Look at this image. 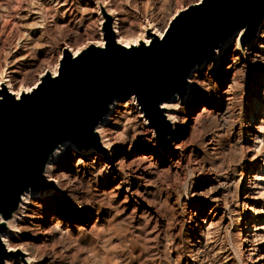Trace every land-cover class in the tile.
Segmentation results:
<instances>
[{"label":"rangeland","instance_id":"374dc122","mask_svg":"<svg viewBox=\"0 0 264 264\" xmlns=\"http://www.w3.org/2000/svg\"><path fill=\"white\" fill-rule=\"evenodd\" d=\"M100 3L112 9L119 39H133L147 23L163 35L180 11L201 0H0V79L14 90L32 88L38 75L58 69L63 47L104 43ZM259 29L249 47L239 43L242 32L231 39L215 65L192 74L187 97L171 102L180 150L168 156L169 136L162 144L153 128L144 132L146 118L133 97L114 102L101 130L112 142L116 170L105 168L103 152L93 150L90 161L67 150L52 167L58 190L32 200L11 243L26 246L33 264H250L264 256L262 237L247 258L242 230L251 208L252 231L264 234ZM14 257L4 249L2 262L22 264Z\"/></svg>","mask_w":264,"mask_h":264},{"label":"water","instance_id":"95a60500","mask_svg":"<svg viewBox=\"0 0 264 264\" xmlns=\"http://www.w3.org/2000/svg\"><path fill=\"white\" fill-rule=\"evenodd\" d=\"M264 19V0H201L180 11L161 38L124 47L111 19L102 25L104 45L76 55L65 49L55 76L45 72L30 92L0 96L1 235L26 191H44L47 163L64 143L104 152L97 126L112 103L133 97L160 143L173 135L161 104L186 94L195 66L212 61L219 46L242 30L243 47Z\"/></svg>","mask_w":264,"mask_h":264},{"label":"bare ground","instance_id":"6f19581e","mask_svg":"<svg viewBox=\"0 0 264 264\" xmlns=\"http://www.w3.org/2000/svg\"><path fill=\"white\" fill-rule=\"evenodd\" d=\"M196 4H198V3H196ZM99 15L101 16V21L103 20V23H105V21L107 20V18L110 17V19H111V28H112L113 32L115 33V36H117L118 35V31L116 30V24H117L116 21H117V19H116L115 15H114L112 9L108 8L105 3H100L99 4ZM262 29H263V31L261 32V34H258L257 35V39L262 40L264 42V21H263V24L261 25V27H260L259 30H262ZM159 30L155 26L147 23V24H145L142 27L140 33L138 34V36H136V38H133V39H123L122 38L123 39L122 40V39H119V37L117 36V43L123 45L124 47H129L131 45H138L140 42H142L144 44H148V43H150L152 41V38L153 37H158V38H161L162 37V31L161 30L159 31ZM241 32H242V30H238L226 42L222 43L219 46V48L216 50L215 56L212 59V61H210V63L214 64V63L218 62V60H219V58L221 56V53L224 52L227 49L229 43L231 42V39L239 37V35L241 34ZM254 41L255 40L251 41L250 44L247 45V47L251 46ZM103 44H104L103 43V40H101V41H90L87 45L88 46L89 45H93V46H99V47H101ZM65 49H66V47H63L61 49V56L64 54ZM79 49L78 48H77V50H71L70 49L69 51H72V54L74 56L77 53H79V51H80ZM244 52H246V51H244ZM207 63H209V62H206V63H204V64H202L200 66H195V68L191 72L190 76L187 78V80H186L187 81L186 94L183 97L184 99L187 97V95L190 92L191 86H193L194 83H195V81H196L195 75L192 76V74L195 73V72L196 73L199 72V70L201 68H203L201 66H203V65H205ZM56 71H57V66H54V68L52 70H50L51 75L52 76H55L56 75ZM43 75H44V73H42L41 75H38L39 76V79H37V80H40V78ZM33 87L34 86H32V88ZM32 88H30V86H29V87H24V88L21 87V88H19L17 90H14L13 87H12V84L9 82L8 79H0V96H1V94L4 91H6L7 93L12 94L16 98H18L21 93H28V92L31 91ZM175 100H180V98H178L177 96H174L169 101L164 102L161 105V108L164 109L165 117L167 118V120L174 127H175V121H176L175 120V115H174V113L176 111V109H175V106L176 105H172L171 102H173ZM131 101H134V100L132 99ZM128 102H125V104H123L122 106L123 107L128 106L129 105ZM169 103L171 105H168ZM113 105H114V103L111 104V106L109 108L108 114L104 117L103 121L96 128V131L98 133L100 142H101V144H102V146L104 148L103 156H101L102 157L101 159H104L103 165L105 166L106 169H108L110 171H113L116 168V166H117L116 155L114 154V152L112 150V144H111L112 142L108 138V135L105 132H103V129L101 130V126L105 122H107V121L110 120L111 112L113 110ZM146 120L145 119L142 120L143 121L142 124L144 126V132L145 133H149V132H151V129H150L149 126H147ZM175 141H176V136L170 135L167 138L168 147H167L166 153H167L168 156H173L175 154V152H177V150L180 147V144L175 143ZM67 150L72 151V152H75L76 151L75 147L72 144H69V143L61 144L55 150V152L53 153V155L51 156V158L49 159V161L47 163V166H46V169H45V174H44V181H45V183L48 184L50 190L49 191H26L21 196V202L19 204L18 211L14 214L13 219L10 220L9 222H7V231H5L1 235V237H2L1 239H2L3 244L5 245L6 251L9 252V253H15V257L14 258L16 260H18L19 262H21L22 264H33V263H32V260H31V256L28 253V248L26 246H23V244L22 245L21 244L20 245H17V244H12L11 243L12 242V237H13L12 234L17 229V219L19 220V215H21L20 220L21 221L23 219L25 220L26 214H25V211L24 210L26 209V207L28 205L31 204V202H32V200L34 198L43 199V197H44L43 195H45V197H46V195L47 194H50L52 191L54 192V190H58V181L56 180V177L54 176V171H53V168L52 167L53 166H56L62 160V158H63V156H64V154L66 153ZM80 152H83V153L86 154V159L87 160H90L91 161L92 159H96V155L93 153V150L91 148L87 149L86 151H82L81 150ZM148 159H151V156H149ZM248 196L249 195H245L244 198L247 199ZM256 214H257V212H256ZM252 215H255V211L251 210V208H248L247 211H246V215H244V216H246V218L244 219L245 220L244 221L245 222L244 223L245 226L242 228V230H244V232H245V234H244L245 235L244 236L245 238H244L243 242L246 243L244 245L246 247V249L244 250V252L247 253V258L248 259L253 255V252L257 250L256 248L262 242V241H258V240L262 239V237L264 238V234L261 235L262 232L260 234V233H256V231L255 232L252 231V227H251V223L253 222V216ZM262 229H263L262 227H258V230L259 231H261ZM250 242L252 244H250V246L248 247L247 244H249ZM263 259H264V256H259V257L256 258V260L250 259L251 260V263L250 264H264V263H262L263 262ZM10 260H11V258H10ZM0 264H12V263H10V261L8 259V260H6V261H4L2 263L0 262Z\"/></svg>","mask_w":264,"mask_h":264}]
</instances>
